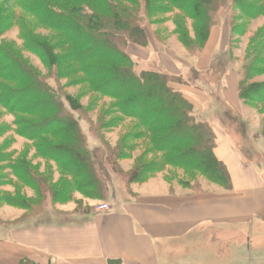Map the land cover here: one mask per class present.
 Here are the masks:
<instances>
[{"label":"rangeland","instance_id":"obj_1","mask_svg":"<svg viewBox=\"0 0 264 264\" xmlns=\"http://www.w3.org/2000/svg\"><path fill=\"white\" fill-rule=\"evenodd\" d=\"M163 6L156 14L152 12L153 15L141 10L148 43L126 46L133 70L169 75L167 85L179 91L183 103L197 121L207 122V118L212 117L229 134L240 131L242 140L238 148L241 153L255 159L262 167L264 97L261 96L264 93L259 92L258 87L264 85V15L249 18L240 5L230 0L221 1L208 34L217 30L219 45L209 62L201 64V49L209 40L208 31L197 33L195 20L185 11L169 2H164ZM2 7H6L4 12H9L14 21L0 36V46L14 49L18 57L46 77L55 91L64 95L68 109L75 108L79 126L74 132L83 135L86 149L93 158V168L109 174V187L107 191L97 193V197H89L78 190L73 184L77 178L64 169L63 163L42 152L43 144H56L59 136L48 134L43 139L31 140L18 133V118L37 121L45 115L29 116L10 111L0 103V235L15 227L80 222L98 210L101 203L115 196L112 194L115 187L123 196L132 192V186L136 184L131 180L132 173L141 168L148 170L147 173L144 171V177L162 176L172 188L185 186L204 191L220 185L210 176L207 166L200 162L174 160L177 157L173 150H177L181 142L171 144L173 149L168 151L155 148L153 129L144 126L141 118L123 114L117 98L91 90L81 74L65 71L58 76L54 74L55 70H48L41 57L27 49L25 43L30 35L57 43L59 34L39 26L36 17L24 11L19 0H0V9ZM184 38H188L189 44ZM169 57L174 65L166 64ZM231 70H238L240 78L245 80V87L253 89H249L251 92L242 99L255 108L252 122L244 121L238 125V114L229 105L225 106L222 86L226 73ZM10 84L17 85L13 81ZM201 107L203 111L198 110ZM231 120L235 123L229 128L227 125ZM104 184L106 186L105 181ZM232 231L230 233L234 234ZM245 233L232 238L229 244L244 247L255 258L264 252V230L251 227Z\"/></svg>","mask_w":264,"mask_h":264},{"label":"trees","instance_id":"obj_2","mask_svg":"<svg viewBox=\"0 0 264 264\" xmlns=\"http://www.w3.org/2000/svg\"><path fill=\"white\" fill-rule=\"evenodd\" d=\"M221 1L224 0H19L24 11L36 17L39 26L59 34L57 43L34 35L25 43L27 49L41 57L48 70H55L58 76L65 71L81 74L91 90L117 98L123 114L139 117L144 126L152 128L155 148L168 151L173 149L171 144L181 142L173 150L176 162H200L207 166L216 182L231 189L228 169L214 151L216 135L212 126L197 121L179 91L169 88V75L149 70L137 73L126 51L129 43H148L142 8L153 15L152 12L156 14L165 7L164 2H169L195 20L197 33L208 31V38ZM230 1L240 5L249 18L264 15V0ZM5 10L6 7L0 9V36L14 21ZM187 40L184 38L189 44ZM12 81L17 85L10 84ZM258 88L264 93V85ZM238 89L241 99L253 90L246 88L242 79ZM63 97L46 77L18 57L14 49L0 46V103L25 115H45L37 121L18 118V133L31 140L43 139L48 134L59 136L56 144H43L42 152L63 163L64 169L77 178L73 184L78 190L97 197V193L107 191L109 174L91 165L93 158L83 135L74 132L79 126V118L74 115L77 112L74 113V107L67 108ZM144 171V168L134 171L131 180L140 183L149 179L144 177Z\"/></svg>","mask_w":264,"mask_h":264},{"label":"crops","instance_id":"obj_3","mask_svg":"<svg viewBox=\"0 0 264 264\" xmlns=\"http://www.w3.org/2000/svg\"><path fill=\"white\" fill-rule=\"evenodd\" d=\"M218 45L213 30L201 64ZM240 80L239 71L231 70L222 86L225 106L238 114V125L254 121L256 113L239 96ZM206 121L215 132L214 151L228 169L231 189L218 184L204 191L172 188L162 176L134 184L124 196L115 187V196L103 202L110 211L95 210L76 223L3 231L0 264H264V252L253 258L244 247L229 244L248 228L264 230V161L261 167L241 153L240 131L229 134L216 119Z\"/></svg>","mask_w":264,"mask_h":264},{"label":"built area","instance_id":"obj_4","mask_svg":"<svg viewBox=\"0 0 264 264\" xmlns=\"http://www.w3.org/2000/svg\"><path fill=\"white\" fill-rule=\"evenodd\" d=\"M98 210L99 211H110L111 210V206L108 204V203H101L99 206H98Z\"/></svg>","mask_w":264,"mask_h":264}]
</instances>
